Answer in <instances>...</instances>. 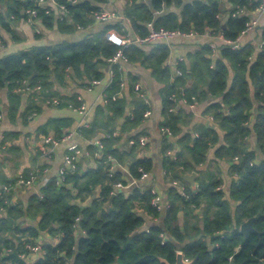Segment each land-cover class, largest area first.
I'll return each instance as SVG.
<instances>
[{"label":"trees","instance_id":"16d2710c","mask_svg":"<svg viewBox=\"0 0 264 264\" xmlns=\"http://www.w3.org/2000/svg\"><path fill=\"white\" fill-rule=\"evenodd\" d=\"M2 1L6 7L0 11V27L12 34L13 29L4 19L6 14L20 16L26 8H32L36 10L34 19L45 27L55 26L71 33L76 25L90 24L94 13L101 11L100 5L107 2L55 0L65 9L55 18L54 10L38 0ZM228 2L231 6L223 9L222 0H126L123 13L135 34L142 37L148 34L150 22L154 28L183 32L203 33L209 29L233 41L260 1ZM239 8L245 12L239 14ZM111 27L119 28L118 24L107 22L78 40L31 46L0 56V90L6 92L10 119L19 111L24 92L28 95L21 116L27 119L41 110V101L52 104L50 101L57 97L63 106L75 99V95L55 90L54 80L63 84L69 74L84 85L101 78L102 68L109 66L113 73L104 91L106 103L96 107L90 126L82 128L90 136L106 133L100 139L101 149L88 145L90 152L99 155L94 166L82 168L76 162L75 170L66 172L61 179L50 176L26 202H10V188L17 178L0 177V264H166L161 258L174 264L178 250L192 260L191 264H264V45L253 56L251 43L237 48L221 44L218 57L213 60L212 48L201 44L187 53L186 61L178 63L181 74L175 75L165 64L169 55L165 42L122 47L128 62L149 68L162 83L160 125L168 127L172 136H178L180 145L172 158L166 154L172 144L164 139L162 165L166 176L187 183L183 173L201 172L193 192L189 186L185 193L171 186L168 206L161 211L151 203V185L142 189L133 186L128 192L114 187L117 182L127 181L119 170L111 169L112 159L126 163L130 176L136 180L143 171L152 170L153 161L135 156L142 132L131 137L134 142L129 146L121 145V135H113L120 118L123 120L119 131L126 132L142 122L150 106L139 96L140 90L135 88L138 78L133 74L127 77L130 100L124 95L123 67L107 60L118 49L104 37ZM35 86L39 89H33ZM183 97L197 102L213 98L209 99L206 112L213 115L215 125L200 124L197 137L189 132L181 134L180 124L187 122L190 114L174 108ZM74 102L78 105V101ZM128 106L131 110L126 114ZM71 121L67 117H51L38 129L44 134L51 129L60 138ZM251 132L255 135L254 146L247 139ZM15 135L6 132L0 143ZM210 145L215 146V159L233 161L230 173L238 175L227 195L220 188L221 180L215 171L197 168L205 163ZM34 173L38 178V173ZM29 174L28 169L23 171L24 177ZM148 217L157 221L145 226ZM250 217H255V231L245 235L239 226ZM37 243L41 253L30 262L27 258L32 253L27 246Z\"/></svg>","mask_w":264,"mask_h":264},{"label":"crops","instance_id":"0c3cea01","mask_svg":"<svg viewBox=\"0 0 264 264\" xmlns=\"http://www.w3.org/2000/svg\"><path fill=\"white\" fill-rule=\"evenodd\" d=\"M259 1L261 2V0ZM125 4L126 0H107L106 3H103L100 6L101 10L109 11L114 14L109 21L101 22L93 17L94 19L90 24L86 26L76 25L75 31L71 33L61 32L55 26L47 28L40 20H29L24 14L20 16H8L6 14L4 19L13 29V34L0 27V36L3 42L0 46V56L13 53L18 50H23L31 46L55 44L65 40H78L87 33L95 32L101 29L107 22L118 24L119 26V28L111 27L109 29H114L128 36H133L135 35V32L131 27V22L123 13ZM43 5L50 6L51 9L54 10L55 18L60 17L65 11L62 6H58L55 0H49L48 2L43 3ZM230 6L231 5L228 0H222L223 9L229 8ZM5 7V2H0V11L4 12ZM225 16L226 15L223 16L224 19ZM251 17L257 18V24L245 33H240L238 35L235 47L237 48L245 45L246 43H251L254 47L253 56H255L264 45V37L262 35L264 29V10L259 14H253V12H250V18ZM165 43L169 46V55L165 64L170 67L172 74L174 75L177 74L176 69L178 68V63L180 61H186L187 53L196 50L201 44H209L212 48L211 56L213 60L216 59L218 54V47L221 44H225L224 37L220 32L213 33L209 29H206L203 33L195 32V34L191 36L170 38ZM141 46L147 45L143 44ZM145 48L147 49L149 47ZM120 64L124 70V83H122L124 95L130 100L127 77L129 73L133 74L138 78L137 84L140 87L139 96L144 97L146 102L149 103L150 115L144 117L142 122L137 127L126 132L119 131L123 120V118H120L117 122L113 135H121V145L129 146L134 142L131 137L139 132H142L139 137L146 136L147 142L145 145H141L139 143L140 147L137 148L135 156L150 157L153 161V168L150 172H148L146 179H138L136 184L131 185L130 187L122 188L121 190L128 192L133 186H137L142 189L145 185H151L155 187L156 191L161 195L163 201H168V190L171 186L177 187V189L182 193H185V188L188 186L191 188L192 192L195 191L198 187V178L201 177V172L194 171L196 172V176L193 185L186 180L185 181L187 183H179L178 181L168 179L162 165V145L164 139L172 144V148H169L166 151L167 156L174 158L177 151L180 150V145L177 143L178 136H172L168 127L160 125V122L163 120L161 112L162 99L160 93L162 83L157 81L152 76L149 68L142 66L139 62H128L126 60L120 61ZM102 72L103 76L99 78L100 83L94 85H90V83L82 85L79 78L72 77L69 74H67L63 84L54 80L53 88L55 90L63 95H75V99H70L69 101L71 102H68L67 105L63 106L60 105V103L54 105L48 103L47 101H41V110L39 112H34L31 117L27 119H24L21 116V112L26 104L28 95L27 92L22 94V103L19 111L13 119H10L8 117L6 92L5 90H0V111L2 115L0 121V142L6 132H13L16 134L11 139L7 138L4 144L0 143V177L13 179L18 175L23 174V171L27 169L29 172L38 173L37 181L33 185L20 186L15 184L10 188V202H26L29 196L33 193L39 192L40 186L50 176H58V172L63 165V156L67 151L68 145L71 143L76 144L80 151L77 156V162L81 164L82 168L95 165V158L99 155L97 152H90L88 145L98 146L96 141H100L106 133L98 132L97 134L90 136L87 135L82 128L90 126L96 107L99 105L104 106L106 103L104 91L109 85L113 73L109 66L102 68ZM51 79L53 80V77H51ZM209 99L213 98L210 97ZM209 99L197 102L195 99H193L195 101H188L183 97L177 101L174 111L177 112L178 110H183L182 112L190 114V117L188 116L187 118V122L180 124L181 134L189 132L192 137H197V134L199 133L196 128L200 124L215 125L214 117L213 120L210 119V116L213 115L206 112ZM75 100L78 101V105L82 102L85 104V113L79 112L77 109L69 106L70 103H73L76 106L74 102ZM130 110L131 106L126 107L125 113H129ZM254 113L255 109H252L253 118ZM51 117H67L72 120L71 125L63 129L62 134L63 136L66 132H71L72 135L69 140L58 141L53 145L47 144L44 141V138L46 137H52L57 140L62 137H55L51 129L48 134H44L38 129L40 125L44 124L47 119ZM249 123H247V125ZM220 134L222 135L221 132ZM254 136V133L251 132L247 138L252 146L255 145ZM127 137H129L128 141H126ZM214 150L215 146L210 145L205 163H200L197 168L203 171L205 169L206 171L207 167H209L211 170L215 171L217 173V177L221 180L220 188H222L227 195L232 181L237 180L238 175L230 173V165L233 161L215 159ZM236 161L237 157H234V162ZM110 167L112 170H119L122 177H124L127 181L126 183L134 179L130 176L126 163L121 164L115 159H112V165ZM190 172L188 171L185 173ZM199 209L200 208L196 209V212H199ZM182 216L183 215L181 214L180 217ZM146 219L147 223L145 226L157 221H153L150 217ZM35 257V254H31L27 259L32 262Z\"/></svg>","mask_w":264,"mask_h":264},{"label":"built area","instance_id":"2783aa9c","mask_svg":"<svg viewBox=\"0 0 264 264\" xmlns=\"http://www.w3.org/2000/svg\"><path fill=\"white\" fill-rule=\"evenodd\" d=\"M48 1L49 0H38V2L40 4L46 3ZM263 10H264V0H261L260 4L256 8H254L251 12H253V14H256V13L259 14ZM237 12L239 14L243 13L244 9L239 8ZM24 14H26V16L28 17L29 20H32L36 16V10L32 9V8H26L24 11ZM113 16H114V14L112 12L104 11V10H101L99 12L94 13V18L96 20L101 21V22L109 21ZM256 24H257V18L256 17L249 18V20L245 24V28L240 33H242V34L245 33L249 29L253 28ZM147 26L149 27V32L147 35H145L143 37L139 36L137 34H135L133 36H128L126 34L118 32L114 29L107 30L105 33V39L107 41L111 42L112 44L118 46V49L116 50V52L111 57H109L107 60L112 64L120 63V61H126V57L124 56V54L122 52V47L131 45V44L143 45V44H151V43H156V42H166L170 38L179 37V36H191V35L195 34V32H193V31L183 32L179 29H167V28H163V27L154 28L150 22L147 23ZM224 42H225V44H233L234 46L237 43L236 40L232 41V40L225 39V38H224ZM2 43H3L2 38L0 36V46L2 45ZM176 72H177V74L181 73V71L178 68L176 69ZM99 83H100L99 78L98 79H92L90 81V85L99 84ZM135 88L137 90H140V87L138 84L135 85ZM26 89H29V87H27ZM33 89H39V86H35ZM112 98H115V95ZM47 102H49V101H47ZM50 102L54 105H57L60 103V99L57 97H54ZM69 106L77 109L79 112L85 113L86 108H85V104L83 102L80 103L79 105H76V106L73 103H70ZM149 115H150V110L149 109L145 110L144 117H147ZM1 118H2V115L0 113V121H1ZM210 119L213 120V116H210ZM71 135H72L71 132H66L59 140L52 138V137H46V138H44V141L47 144L53 145V144H56L58 141L69 140L71 138ZM146 142H147L146 136L139 137V143L141 145H145ZM96 144L98 145L99 149L102 148V144L99 140L96 141ZM79 152L80 151H79L76 144L71 143L68 145L67 151L65 152V154L63 156V165L58 172V176L60 179L64 176V174L66 172L75 170L76 162H77V156H78ZM147 176H148V172L143 171L141 173L139 180H144V179H146ZM16 178H17L16 184L20 185V186H31L34 183H36V181H37V177H36L34 172H30L28 178L24 177L23 174L18 175ZM46 181H44L43 184ZM136 183H137V180L132 179L126 184H123L122 182H117L114 184V187H115V190H121L122 188L130 187L131 185H134ZM174 183H177V182H174ZM3 189L5 191H7L8 187L3 186ZM151 191L154 194L152 197L151 203L158 210H161V211L165 210V208L168 206V201H163L161 195L156 191L154 186H152ZM153 221H156V219H153ZM145 228L147 229V227H145ZM27 247L31 251L32 254L37 255V254L41 253V245L39 243L34 244V245H28Z\"/></svg>","mask_w":264,"mask_h":264},{"label":"water","instance_id":"95a60500","mask_svg":"<svg viewBox=\"0 0 264 264\" xmlns=\"http://www.w3.org/2000/svg\"><path fill=\"white\" fill-rule=\"evenodd\" d=\"M225 24H222V27H224ZM129 137L126 138V141H128ZM195 176H196V172L192 171L190 173H184L183 174V179L188 181L191 185L194 184L195 181ZM255 217H250L246 220H244L240 226H239V230L240 232L244 233L245 235H247L249 232H254L255 229L253 228L252 222L254 221ZM162 261H165L166 264H170L169 262H167L165 259L161 258ZM192 260H188L186 258H184L183 253L181 250H178L176 252V257H175V262L174 264H191Z\"/></svg>","mask_w":264,"mask_h":264},{"label":"rangeland","instance_id":"374dc122","mask_svg":"<svg viewBox=\"0 0 264 264\" xmlns=\"http://www.w3.org/2000/svg\"><path fill=\"white\" fill-rule=\"evenodd\" d=\"M251 144V143H250Z\"/></svg>","mask_w":264,"mask_h":264}]
</instances>
